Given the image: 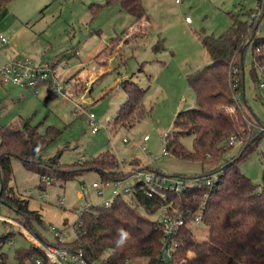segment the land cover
I'll return each instance as SVG.
<instances>
[{"label":"rangeland","instance_id":"obj_1","mask_svg":"<svg viewBox=\"0 0 264 264\" xmlns=\"http://www.w3.org/2000/svg\"><path fill=\"white\" fill-rule=\"evenodd\" d=\"M105 2L12 0L5 7L0 14V26H9V35L4 37L15 47L17 57L36 64L51 59L59 85H76L73 100L53 96L46 101L51 96L50 83L39 87L34 95L29 89L4 84L0 79V126L20 129L24 121L30 120L31 126L41 125L40 133L47 127L54 128L60 134L43 156L48 159L61 152L60 163L65 165L90 161L110 152L124 173L148 167L168 180L205 177L213 166L163 155L165 135L173 133L179 112L195 107V94L187 77L211 63L202 37L224 33L231 23L228 13L251 21L242 13L256 12L258 0H142L149 22L143 23L138 37H133L139 31L133 18L117 5L94 11L93 6ZM186 19L190 21L187 23ZM126 29L127 34L120 37L113 54L98 56L111 38ZM256 37L264 38V16L257 23ZM4 66L0 60V70ZM252 69V50L247 48L243 57L242 104L251 121L264 130V89L253 81ZM126 79L147 90L143 105L148 115L129 129L112 130L110 123L125 100L118 84ZM76 104L80 105L81 114ZM91 114L98 128L95 134L89 124ZM182 143L187 150L192 149L191 136L184 137ZM239 149L236 143L226 158L236 157ZM263 155L264 138L257 150L239 164V171L256 186L264 179ZM134 161L140 163L131 166ZM10 167L8 187L28 202L29 210L42 215L43 224L35 225L34 229L36 235L50 244L54 242L52 228L62 231L65 226L74 225L84 208L101 205L93 183L103 185L105 197L113 187V182H103L95 171L76 175L63 185L54 182L44 187L39 177L18 159L12 158ZM134 185L136 182L129 177L118 189L123 191ZM9 212L15 217L0 204V215ZM149 218L156 220L157 214ZM8 232L14 236L2 246L1 252L7 255L6 264H19L15 251L29 248L31 240L0 221V237ZM194 233L198 241H203L207 228L199 225ZM29 234L36 237L32 232ZM72 239L73 236L69 240Z\"/></svg>","mask_w":264,"mask_h":264},{"label":"trees","instance_id":"obj_2","mask_svg":"<svg viewBox=\"0 0 264 264\" xmlns=\"http://www.w3.org/2000/svg\"><path fill=\"white\" fill-rule=\"evenodd\" d=\"M11 1L0 0V9ZM113 5L133 18L139 28L133 37L141 36L143 23L149 22L142 0H106L93 9L98 12ZM259 7L262 10L256 21L250 18L252 12L242 13L251 21L228 13L231 23L224 33L202 37V46L211 63L187 77L188 86L195 94V107L176 115L174 131L165 138L167 154L213 166L205 177L173 178L196 181L200 185L180 193L159 189L165 195L161 199L157 193L152 197L144 195L142 184H136L128 197L133 207L121 197L113 198L108 206H88L75 222L80 225L77 236L64 243L50 244L36 235L34 226L43 224L39 212L29 210L28 202L8 187L12 158L35 173L44 187L54 182L63 185L88 171L99 173L105 183L125 181L130 174L119 170V162L110 152L70 165L60 163L61 152L45 159V149L60 133L52 127L40 133L41 125L31 126L30 120H26L20 129L0 126V202L15 214L16 222L42 243L79 253L89 264H264V179L256 186L239 171V164L257 150L264 138V130L251 121L242 104L243 57L247 48L252 50V79L264 86V38L256 37L257 23L264 16V0H258ZM127 32L128 29L111 38L98 56L113 54L120 37ZM118 87L125 100L110 123L112 130L129 129L148 115L143 105L146 89L132 79L120 81ZM52 97L48 96L46 101ZM189 136L191 150L182 143ZM236 143L240 145L238 155L227 159ZM137 163L140 162H131V166ZM140 170L154 173L159 181L168 180L148 167ZM205 178L212 179L210 185L203 184ZM162 207L180 208L187 218L170 240L173 250L168 262L160 258L165 241L164 226L157 219L149 218ZM196 218L200 226L207 228L203 241L196 239L194 228L198 226L190 224ZM12 236L14 233L8 232L0 237V264H6L7 255L1 249ZM15 258L19 264H35V259L46 264L43 253L32 243L29 248L16 250Z\"/></svg>","mask_w":264,"mask_h":264},{"label":"built area","instance_id":"obj_3","mask_svg":"<svg viewBox=\"0 0 264 264\" xmlns=\"http://www.w3.org/2000/svg\"><path fill=\"white\" fill-rule=\"evenodd\" d=\"M262 7L257 8L256 12L250 15V18L253 21H256L261 14ZM187 23L189 20H186ZM0 44H7V39L0 35ZM51 59L41 60L39 63H33L32 61L25 59L20 60L19 57L15 58L11 62L7 63L0 70V79L4 84H11L20 88L29 89L33 92L34 95L38 94L39 87L49 84L51 89V96H61L66 99L73 100L75 94V85L64 83L63 86H60L56 77H55V68H53V63ZM261 88L264 89V86L261 85ZM79 110L78 113L81 114L80 105L76 104ZM89 124L91 126V132L93 134L98 132L96 126L95 117L91 114L88 116ZM168 135H165V138ZM148 138H144V142H147ZM233 141V139H231ZM145 150V148L143 149ZM166 150L163 151V155H166ZM130 178H133L136 184H142V192L148 197H152L153 193H157L161 199H165V195L157 190L164 188L167 191L180 193L183 190L188 189L191 186L200 185L196 181H188L181 179H171L166 181H159L156 179L155 174L145 170H132L129 172ZM210 178H205L203 183L210 185ZM123 181L113 182V189L111 192V198H105V189L103 185L98 183H93L92 188L95 190L96 195L101 198L103 206L110 205L111 201L115 197H121L125 201H128L129 195L134 192V188H125L123 191L118 189L119 184ZM107 183V182H106ZM133 207L134 204L129 202ZM157 221L164 226L165 232V241L163 243V250L161 253V260L168 262L172 256L173 247L171 246L170 240L173 235L176 233L178 228L182 226L187 218L184 215V212L180 208L174 207H162L157 212ZM188 215V213H187ZM7 223L10 226L15 227L18 231L25 234L40 251L43 253L46 264H87V261L79 253L72 252L67 248L59 247L58 245H49L41 243L36 237H33L29 232H27L20 224L13 223L10 220H0ZM192 226H199V218H196L190 223ZM80 225L75 224L68 226L62 231H58L55 228H52L55 244L64 243L70 239L71 236L74 238L77 236ZM35 264H42L40 259L34 260ZM123 264H130L129 262H124Z\"/></svg>","mask_w":264,"mask_h":264},{"label":"crops","instance_id":"obj_4","mask_svg":"<svg viewBox=\"0 0 264 264\" xmlns=\"http://www.w3.org/2000/svg\"><path fill=\"white\" fill-rule=\"evenodd\" d=\"M6 10L5 8H1L0 9V14L3 13V11ZM21 16V15H20ZM22 17V16H21ZM23 18V17H22ZM187 20V19H186ZM189 20V19H188ZM18 21V20H16ZM190 21V20H189ZM9 26L7 25H1L0 26V35L2 36H5L7 38V36L9 35ZM16 49L13 45H10L8 43V40H7V44H0V60H2V64L6 65L7 63L11 62L12 60H14L15 58H18L17 57V54H16ZM113 189V187H112ZM112 189L108 195V197H105L106 199H110L111 198V192H112ZM98 197V196H97ZM101 199V198H100ZM41 215V214H40ZM42 216V215H41ZM42 218V217H41ZM0 220H10L12 221L13 223H17L16 220H15V217L12 218V215H10V212L9 214L5 215V216H2L0 215ZM67 226H65L64 228H67ZM63 228V229H64ZM18 231V230H17ZM20 232V231H18ZM22 233V232H21ZM25 235V234H24ZM26 236V235H25Z\"/></svg>","mask_w":264,"mask_h":264},{"label":"water","instance_id":"obj_5","mask_svg":"<svg viewBox=\"0 0 264 264\" xmlns=\"http://www.w3.org/2000/svg\"><path fill=\"white\" fill-rule=\"evenodd\" d=\"M0 204H2V203L0 202ZM2 205H4V204H2ZM87 264H89V263L87 262Z\"/></svg>","mask_w":264,"mask_h":264}]
</instances>
